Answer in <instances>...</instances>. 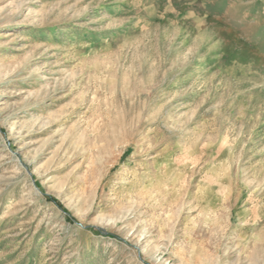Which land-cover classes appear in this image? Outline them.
<instances>
[{
    "label": "rangeland",
    "instance_id": "obj_1",
    "mask_svg": "<svg viewBox=\"0 0 264 264\" xmlns=\"http://www.w3.org/2000/svg\"><path fill=\"white\" fill-rule=\"evenodd\" d=\"M0 264H264V0H0Z\"/></svg>",
    "mask_w": 264,
    "mask_h": 264
},
{
    "label": "trees",
    "instance_id": "obj_2",
    "mask_svg": "<svg viewBox=\"0 0 264 264\" xmlns=\"http://www.w3.org/2000/svg\"><path fill=\"white\" fill-rule=\"evenodd\" d=\"M53 201L58 204V205H61V203L57 200V199H53Z\"/></svg>",
    "mask_w": 264,
    "mask_h": 264
}]
</instances>
